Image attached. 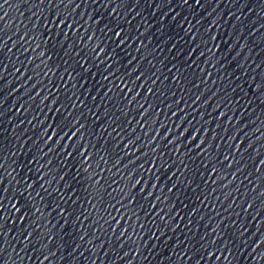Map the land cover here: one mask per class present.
Wrapping results in <instances>:
<instances>
[{"label": "water", "instance_id": "obj_1", "mask_svg": "<svg viewBox=\"0 0 264 264\" xmlns=\"http://www.w3.org/2000/svg\"><path fill=\"white\" fill-rule=\"evenodd\" d=\"M0 264H264V0H0Z\"/></svg>", "mask_w": 264, "mask_h": 264}, {"label": "snow or ice", "instance_id": "obj_2", "mask_svg": "<svg viewBox=\"0 0 264 264\" xmlns=\"http://www.w3.org/2000/svg\"><path fill=\"white\" fill-rule=\"evenodd\" d=\"M57 19H59V18H57ZM63 23H64V22H61V26H62ZM119 35H120V34L117 33V36H119ZM54 135H58V133H56L55 131H52V130H51V135H49V133H47V132H46V134H45V136H46L49 140H52ZM74 135H75V133H73V136H74ZM201 143H203V142H201ZM86 152H87L86 149H84L83 152H81V155L83 156ZM85 161H87V159H86ZM153 167H154V166H153ZM136 184L139 185V184H140V181H136ZM129 200H131V196H129Z\"/></svg>", "mask_w": 264, "mask_h": 264}]
</instances>
